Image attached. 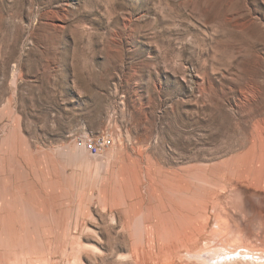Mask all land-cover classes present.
I'll use <instances>...</instances> for the list:
<instances>
[{"label": "rangeland", "instance_id": "obj_1", "mask_svg": "<svg viewBox=\"0 0 264 264\" xmlns=\"http://www.w3.org/2000/svg\"><path fill=\"white\" fill-rule=\"evenodd\" d=\"M0 264H264V0H0Z\"/></svg>", "mask_w": 264, "mask_h": 264}, {"label": "built area", "instance_id": "obj_2", "mask_svg": "<svg viewBox=\"0 0 264 264\" xmlns=\"http://www.w3.org/2000/svg\"><path fill=\"white\" fill-rule=\"evenodd\" d=\"M111 144L110 139L108 138H104L101 139L99 141H90L89 143H87L86 145L88 146V148L93 152V153H97L100 150L108 147Z\"/></svg>", "mask_w": 264, "mask_h": 264}]
</instances>
